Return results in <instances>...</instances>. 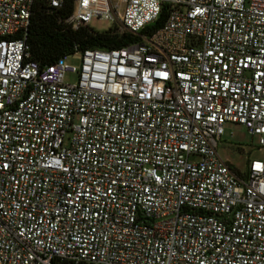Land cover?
Wrapping results in <instances>:
<instances>
[{
  "label": "built area",
  "instance_id": "built-area-1",
  "mask_svg": "<svg viewBox=\"0 0 264 264\" xmlns=\"http://www.w3.org/2000/svg\"><path fill=\"white\" fill-rule=\"evenodd\" d=\"M72 1L142 40L40 68L35 0H0V264H264V161L218 152L264 146V0Z\"/></svg>",
  "mask_w": 264,
  "mask_h": 264
},
{
  "label": "trees",
  "instance_id": "trees-1",
  "mask_svg": "<svg viewBox=\"0 0 264 264\" xmlns=\"http://www.w3.org/2000/svg\"><path fill=\"white\" fill-rule=\"evenodd\" d=\"M73 1L65 0L64 8H51L45 0H35L26 41L30 47L29 60L40 68L73 56L88 49H116L141 41L140 36L118 32L116 28L94 30L89 25L73 29L65 19L73 9ZM170 4H165L160 18L143 30V34L163 27L168 17ZM235 169V168H234ZM238 172L240 170L236 169ZM248 173V169L245 174ZM60 264H73L63 262Z\"/></svg>",
  "mask_w": 264,
  "mask_h": 264
},
{
  "label": "rangeland",
  "instance_id": "rangeland-1",
  "mask_svg": "<svg viewBox=\"0 0 264 264\" xmlns=\"http://www.w3.org/2000/svg\"><path fill=\"white\" fill-rule=\"evenodd\" d=\"M90 27L97 31H104L111 27V23L96 18L92 20ZM67 63L73 66H80L81 56H70L67 59ZM65 81L68 83L77 82L78 74L67 72ZM218 152L224 159L229 160L235 169L240 170L242 173L247 171L252 160L264 161V146L260 144V136L250 134L244 125L233 122L224 124V133L218 142ZM195 159H198V157L193 158V160Z\"/></svg>",
  "mask_w": 264,
  "mask_h": 264
}]
</instances>
